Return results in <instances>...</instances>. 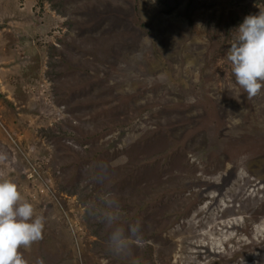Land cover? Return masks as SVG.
I'll list each match as a JSON object with an SVG mask.
<instances>
[{"label":"rangeland","instance_id":"374dc122","mask_svg":"<svg viewBox=\"0 0 264 264\" xmlns=\"http://www.w3.org/2000/svg\"><path fill=\"white\" fill-rule=\"evenodd\" d=\"M180 4L0 0V173L44 217L27 264H224L247 243L229 264H264V87L236 82L223 30L264 0Z\"/></svg>","mask_w":264,"mask_h":264},{"label":"clouds","instance_id":"9594fccd","mask_svg":"<svg viewBox=\"0 0 264 264\" xmlns=\"http://www.w3.org/2000/svg\"><path fill=\"white\" fill-rule=\"evenodd\" d=\"M235 29L237 35L227 59L236 82L251 99L264 87V12L245 16ZM6 159V154L0 153V163ZM2 177L0 173V264H27L19 249L30 248L43 238L44 217L35 214L33 204L23 197L16 183ZM129 233L138 238L140 225L130 226ZM124 239L123 232L111 234L118 247L123 246Z\"/></svg>","mask_w":264,"mask_h":264},{"label":"trees","instance_id":"16d2710c","mask_svg":"<svg viewBox=\"0 0 264 264\" xmlns=\"http://www.w3.org/2000/svg\"><path fill=\"white\" fill-rule=\"evenodd\" d=\"M154 1H157L161 6V8H159V11H161L162 13H169L173 10H175L176 8L180 7L181 4H180V0H154ZM174 2V3H173ZM204 4H205V0H204ZM190 4H186L184 8H187ZM203 5V4H202ZM53 6L56 7V5L54 4ZM136 11H137V5L135 4L134 5ZM214 11H212L213 13ZM185 14L187 15V17L189 18L190 17V14H191V11L188 9L185 11ZM213 16V14H211L210 18ZM220 21V19H219ZM218 23V21L216 22ZM240 23H242V19L239 18V15L236 13V12H233L232 14H229L228 16V19L224 22V36H226L227 33H229V31L234 28V27H237ZM140 26L142 27H146V22L142 21L140 22ZM148 30V29H147ZM47 130V129H46ZM48 132H49V128H48ZM52 133V132H51ZM12 181V180H11ZM14 181H16L14 179ZM13 181V182H14ZM209 186H214V187H217L215 185V183H211L209 184L206 189L209 187ZM253 242V241H252ZM260 242H264V237L260 240ZM242 247H245V246H248V243L247 244H241ZM231 256L229 257L230 260H236L234 259L235 257L238 258L239 255H242V251L238 250L237 248L232 252V254H230ZM217 261V258H212L210 259L208 262L206 263H202V264H216L215 262ZM223 262V261H221ZM219 264H222V263H219ZM225 264V263H224Z\"/></svg>","mask_w":264,"mask_h":264},{"label":"built area","instance_id":"2783aa9c","mask_svg":"<svg viewBox=\"0 0 264 264\" xmlns=\"http://www.w3.org/2000/svg\"><path fill=\"white\" fill-rule=\"evenodd\" d=\"M25 162H26L25 169L27 170L29 169V171L25 173L29 184L30 185L39 184L40 192H43V190H46L45 194L52 195L53 191L47 187V185L50 183V179L49 178L47 179L46 176L43 175L41 160L38 157L35 159H30V160L25 157Z\"/></svg>","mask_w":264,"mask_h":264},{"label":"bare ground","instance_id":"6f19581e","mask_svg":"<svg viewBox=\"0 0 264 264\" xmlns=\"http://www.w3.org/2000/svg\"><path fill=\"white\" fill-rule=\"evenodd\" d=\"M188 2V1H187ZM174 3V2H173ZM135 138H137V136H133V139H135ZM139 138V137H138ZM137 138V139H138ZM156 147V149L158 148L157 146H155ZM160 148H163V145H161V146H159ZM143 154H148L147 152H142ZM126 166H128V165H126ZM112 169L114 170L113 172H116L118 169H117V166L114 164L113 165V167H112ZM129 171V167H127L126 168V170H125V173H127ZM173 184H175V182H172ZM217 190L219 191V192H221L222 193V191H221V189H220V186L217 188ZM223 191H224V189H223ZM116 193V192H115ZM259 199H257V201H258ZM105 207V206H104ZM101 209H103V208H101ZM127 215H128V213H126V214H124L122 217L123 218H127ZM126 222V221H125ZM135 223H137V220L135 221ZM88 224H90V223H88ZM87 224V225H88ZM126 224V223H125ZM74 228V227H73ZM68 229V228H67ZM85 237V236H84ZM259 242H260V240H259ZM77 244V243H76ZM242 247V245H240L239 247H238V249H240ZM81 258V257H80ZM239 260V259H238Z\"/></svg>","mask_w":264,"mask_h":264},{"label":"flooded vegetation","instance_id":"af4514ba","mask_svg":"<svg viewBox=\"0 0 264 264\" xmlns=\"http://www.w3.org/2000/svg\"><path fill=\"white\" fill-rule=\"evenodd\" d=\"M236 261H238V259H237V260H229V262H227V263H225V264L234 263V262H236ZM215 263H216V262H215Z\"/></svg>","mask_w":264,"mask_h":264}]
</instances>
